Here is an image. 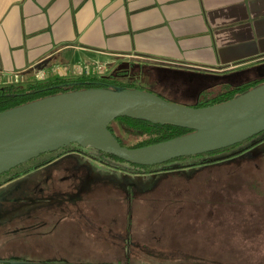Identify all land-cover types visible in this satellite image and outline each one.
I'll list each match as a JSON object with an SVG mask.
<instances>
[{"label":"crops","instance_id":"0c3cea01","mask_svg":"<svg viewBox=\"0 0 264 264\" xmlns=\"http://www.w3.org/2000/svg\"><path fill=\"white\" fill-rule=\"evenodd\" d=\"M125 61L145 67L152 75L161 71L197 74L219 79L217 85L230 79L232 87L239 80L257 78L255 70L264 63V0H0V84L3 79L48 72L55 66L71 68L77 63L103 65L109 69L107 76ZM150 193H156V188H150ZM130 200L112 206L117 210L114 224L125 222L121 232L128 234L124 242L117 240L119 235H107L119 244L122 257H130L126 240L128 244L136 240V215V223L162 215L151 211L142 215L139 210L164 208L152 200ZM94 201L77 204L80 214L73 212V205H65L71 213L53 226L50 236L56 238L61 230L71 254L95 258L102 251L98 247L104 235L91 230L103 227L96 210L104 204ZM227 203L222 199L176 202L179 206L172 207L191 208L194 229H208L204 241L194 246L195 253L200 251L196 256H215L216 250L222 256L231 254L230 235L217 232L219 236H215L211 225L220 219L215 210L231 208ZM176 220V225L182 222ZM34 255L41 258L45 253L38 249ZM44 262L41 259L35 264Z\"/></svg>","mask_w":264,"mask_h":264},{"label":"rangeland","instance_id":"374dc122","mask_svg":"<svg viewBox=\"0 0 264 264\" xmlns=\"http://www.w3.org/2000/svg\"><path fill=\"white\" fill-rule=\"evenodd\" d=\"M114 69L118 72L131 70V67H116L115 65L113 71ZM107 70L109 69L106 68L105 72ZM132 73L131 78L118 79L124 83H132L145 91L161 95L167 101L190 107L196 106L192 100L185 98L184 94L165 89L155 82L154 80L157 77L162 79L160 74L158 76L156 74L152 75L153 73L150 71L136 68L133 69ZM15 79L19 83H30L40 80L36 72H31V75H18ZM164 79L168 82L166 84L168 87L172 86L174 89H180V91L183 89L188 90L189 88L186 87L184 82H181V84L179 82L175 83V78L172 76ZM229 85H234V82L230 79L223 81L212 90H208L210 92L204 94L201 100L203 102L211 101L216 96H219L222 90ZM187 92L185 93L187 94ZM125 139L127 144L133 141V138H128V140L125 137ZM84 150L90 155L97 156L93 151H90L91 149L87 148ZM71 151L62 152L61 155L65 156L54 161L52 166L47 167L49 168L47 173L55 171L52 172L55 173L54 175L60 174L56 173L58 171L55 169H61L65 164V166H70L72 169H81L83 171L86 175L84 187L96 179L104 180L103 183H97L98 187H93L96 191L95 200L99 201L97 203L101 205L104 204V208L100 207L96 210L97 218L101 221L103 227L99 226L91 230L92 233L99 230V234L104 235L101 237V244L98 247L102 251L95 258H90V255H75L74 253L76 252L71 254L66 250L67 246L62 241V232L59 230L55 234L56 238L53 235L43 239V243L47 246L45 248L49 247L50 253L44 252L45 255L41 258H37L32 253H25L24 256L28 260H23L24 258L21 259L16 255L13 248L14 245L12 246V240L15 242L14 237L16 236L8 235V238L5 237L3 239L9 244L6 246L8 249L6 255L8 257L4 256L3 260H0V264H30L31 262L36 263V261L41 259L46 261L43 264H75L81 261L86 264H264V142L253 147L246 153L247 155L238 156L219 165L209 166L199 172H196L199 169H184V171H177L181 175L173 173L165 175V177L161 176L164 171L159 169H156L153 173L136 175L132 174L131 171H127L125 168L128 167L125 165H122L124 170H118L116 163H109V166L102 164V166L100 162L88 160L89 157L86 155L73 154ZM102 162L105 163L103 160ZM51 167L55 169H51ZM34 177L39 178L40 174L35 172L0 187V200H3V196L7 194V196L13 195L14 193L9 192L14 189L32 184ZM150 188H156V193L148 194ZM130 197L136 202L141 200L160 202L161 204L157 206L164 208L139 210L142 215L144 214L143 211L160 212L162 215H153L152 220L147 221V223L143 219L136 223L137 219L135 218L139 216H134L136 240L131 239L129 244L126 240L125 246L131 249L130 254H128L130 257H122L119 244L107 235H119L120 239L117 240L124 242L123 238H126L128 234L125 231L124 233L121 232L125 222L121 220L117 225L111 222L114 212L117 211L112 206H119V203L128 204ZM220 199L228 202L227 204H232L227 205L231 206V208L219 207L218 210H215V215L219 216L220 219L217 224L214 225L213 221L211 225L216 230L215 236H219L217 232H227L230 235L232 252H230V255L222 256L220 251L216 250L215 256H196L200 251L198 249L197 253H195L194 246L198 242L204 241L203 235L207 234L206 231L208 229L206 228L205 231L198 230L199 227L196 222L195 226L198 229H194L192 226V213L194 210L191 208L177 209L172 207L179 206L176 202L189 203ZM185 206L187 207V205ZM27 208H18L16 212L9 209L11 214L8 217H14V214H22L31 209ZM120 211L123 213L125 210ZM3 214H5L3 213V203H0V220H3ZM155 217L158 218L153 220ZM175 217L179 218L183 223L180 222L176 225L177 220ZM186 221H188L189 225H185ZM181 226L184 227L181 228ZM48 227L51 230L53 229L52 226ZM12 228L13 226H10L8 230ZM155 231L163 236L159 237ZM197 231H199V234ZM107 241H112V245H106ZM55 242L58 243L56 244ZM31 243L32 241L30 245ZM120 243L123 245L122 242ZM237 252L241 255L237 256Z\"/></svg>","mask_w":264,"mask_h":264},{"label":"water","instance_id":"95a60500","mask_svg":"<svg viewBox=\"0 0 264 264\" xmlns=\"http://www.w3.org/2000/svg\"><path fill=\"white\" fill-rule=\"evenodd\" d=\"M258 69L264 78V65ZM118 118L170 125L190 133L129 149L108 130ZM262 133L264 83L227 102L201 108L170 102L141 89H84L0 112V176L71 145L127 164L154 167L231 148Z\"/></svg>","mask_w":264,"mask_h":264},{"label":"trees","instance_id":"16d2710c","mask_svg":"<svg viewBox=\"0 0 264 264\" xmlns=\"http://www.w3.org/2000/svg\"><path fill=\"white\" fill-rule=\"evenodd\" d=\"M115 70L107 75L103 76L99 79L96 78H78V79H70V78H58L54 77L51 79H47L44 81H33L30 83H19L16 79L2 81L0 84V112H4L6 110L13 109L15 107L31 103L49 96H54L58 94L79 91L84 89L91 88H103V89H141L136 87V85L132 83H124L115 75ZM264 83V78L252 81L248 84H244L242 86L236 87H225L219 96H216L209 102H203L201 99L196 103L197 108L207 107L212 105L221 104L232 100L249 90L261 85ZM144 90V89H141ZM210 91H204V94L209 93ZM163 98V97H162ZM108 130L112 133V135L117 139L119 144L123 147H127L129 149H137L150 145H154L157 143L165 142L174 138H178L180 136L186 135L190 133L189 130L182 129L179 127H174L170 125H153L145 121L141 120H132L128 118H118L111 122L108 126ZM125 137L133 138V141L130 144H127L125 141ZM129 140V139H128ZM264 142V133L253 137L252 139L233 146L231 148H227L221 151L207 153L198 156L192 157H183L179 159H175L163 165H158L154 167H142L136 166L132 164H127L122 160H119L116 157L102 154L97 151H93L95 154L99 156L105 163L104 165L109 166V163H116V168L118 170L122 169V165L127 166V171H131L132 174H149L153 173L156 169L160 171H164L165 175H170L173 173H179L177 171H184V169H199L196 172H199L203 169H206L209 166L219 165L227 160L236 158L238 156L246 155L248 151H250L253 147L258 144ZM85 151L76 145H71L65 148H62L57 151H53L47 154L40 156L37 159H34L24 165L18 166L15 169H12L8 173H5L0 176V185L8 182L10 178H13L16 175L23 174L28 170H34L39 166H43L52 160L58 158V156L62 152L68 151ZM46 159L47 161H42ZM41 161V162H40ZM46 162V163H45ZM40 163V164H39ZM44 163V164H42ZM177 175H181L180 173ZM160 176V177H161ZM8 180V181H6Z\"/></svg>","mask_w":264,"mask_h":264},{"label":"flooded vegetation","instance_id":"af4514ba","mask_svg":"<svg viewBox=\"0 0 264 264\" xmlns=\"http://www.w3.org/2000/svg\"><path fill=\"white\" fill-rule=\"evenodd\" d=\"M125 63L127 62L119 63L117 66L121 64H124L123 66H125ZM130 63L128 62L131 70H121L118 72L116 70L115 75L118 78L128 79L133 75L132 71L134 68L140 70L143 69V71L147 70L145 67L140 68L138 64ZM262 65H264V63L259 67H261ZM258 68L255 70L257 72V78H253L250 80H239L238 82L240 83L238 85H235L234 87L242 86L252 81L262 79V77L259 76L260 73L258 72ZM159 74L161 75L160 78L162 79H158L157 77L154 80L155 82L163 86V88L165 89L173 92H178L179 94H184L185 98L192 100L195 104L201 99L204 91L212 90L217 85L215 82L219 80L215 77H204L197 74L189 75L183 73H169L161 71L156 75L158 76ZM171 76L175 78V83L179 82V84H181V82H184L186 87H189L188 90L183 89L182 91H180V89H174L172 86L168 87L166 85L168 82L164 78H170ZM225 80L226 79H223L222 81ZM212 83H214L215 86ZM232 86L233 85H229V87ZM185 92H187V94ZM90 151L95 150L91 149ZM71 152L73 154L86 155L90 158H88V160L100 162L101 165L104 164L102 162V159L99 158L97 154V156H93L88 152L78 151L77 149L76 151ZM62 156L65 155L60 154L58 158L52 160L51 162L43 166H39L34 170H28L23 174L16 175L13 178L8 179L10 181L6 180L8 182L0 185V187L6 186L16 179L31 175L35 172H38L40 174L39 178H33L32 184L30 183L29 185L14 189L15 192L14 190L12 192H9L14 193L13 195L7 196V194L3 196V200H0V203H3V213H5L3 214V220H0V260H3L4 256L8 257V255H6V253L8 252L6 246L9 244L6 241H3L5 237L8 238V235L16 236L14 237L15 242L14 240H12V246L14 245L13 248L16 252V255L21 259L24 258L23 260H28V258L24 256L25 253L35 254L37 253L38 249H42V252H48L50 248H45L47 246L43 243V239L48 238V236L51 235L52 230L48 226L53 227L60 220L64 219L67 213H71V211L64 206L73 205L76 208L73 212L80 214L81 210L77 207V204L95 200L96 191L93 189V187H98L99 185H97V183H103L104 180L96 179L94 180V182L84 187V180L86 179V175L83 173V171L81 169H72L70 166H65V164L63 165V167H61V169H55L53 168L54 166L51 167V169L53 168L58 171L56 173L60 174L54 175L55 173L52 172L55 171L47 173V170L49 169L47 167L52 166V163ZM42 161L47 160L44 159ZM22 207H28L27 209H31L22 214H14V217H8V215L11 214L10 210L16 212L18 208L20 209ZM111 222L114 224L115 220L112 218ZM10 226H13V228L8 230V227ZM31 241L32 243L30 245ZM3 242H5V244H3Z\"/></svg>","mask_w":264,"mask_h":264},{"label":"built area","instance_id":"2783aa9c","mask_svg":"<svg viewBox=\"0 0 264 264\" xmlns=\"http://www.w3.org/2000/svg\"><path fill=\"white\" fill-rule=\"evenodd\" d=\"M131 59L132 58H130V60ZM128 62L130 63V61ZM36 75L40 79L38 81L47 80L48 77L50 78V76H52L53 78L54 77L68 78L69 76H73V77H87V78L95 77L99 79L105 75V67L100 64L89 65V64L77 63L73 65L71 68L55 66L48 72L40 71V72H37Z\"/></svg>","mask_w":264,"mask_h":264}]
</instances>
